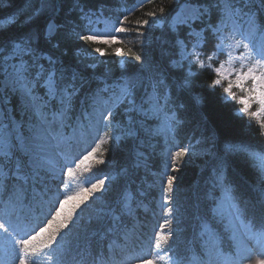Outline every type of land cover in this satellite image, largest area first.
<instances>
[{"label":"snow or ice","instance_id":"6c2138e0","mask_svg":"<svg viewBox=\"0 0 264 264\" xmlns=\"http://www.w3.org/2000/svg\"><path fill=\"white\" fill-rule=\"evenodd\" d=\"M152 2L141 0L140 7ZM40 3V8L25 16L24 30L13 33L0 27V264H38L42 256L51 264H69V258L70 264H111L102 251L93 255L92 246L102 248L107 243L109 252L123 250L118 240L126 246L132 219L138 209L146 207L156 187L155 181L150 184L145 177L151 160L147 149L158 135H164L167 145L159 172V207L165 219L154 232V253L150 259L139 258V264H183L171 247L161 250V242H174L186 222L185 215L203 229L201 237L215 239L210 223L218 222L230 232L235 246V252L227 256L231 264L251 262L253 254H257L254 264H264V155L248 153L258 172L246 193L247 203L226 179L222 159L214 162L207 182L211 187L193 189L183 211L175 206L179 178L170 174L181 170L185 158L197 154L191 142L176 143L185 124L181 111L185 103L181 101L199 103L190 96L192 77L197 75L193 65L214 75L210 89L221 86L222 79L228 80L221 102L226 106L229 101L237 103L240 107L232 109L234 116L257 119L264 129V120L259 119L264 117V0H182L167 16L162 15L167 31L155 46L141 39L139 53L114 50L122 65L132 61L136 65L134 74H122L118 80L108 73L96 76L89 71L104 61L81 52L83 44L119 43L112 32L132 31L124 25L131 23L129 15L134 8L126 9L128 14L100 31L94 26L108 24L109 0ZM159 11L164 14L165 9ZM147 15L155 18L156 13ZM17 22L15 17L7 18L9 26ZM149 24V20H137L136 35L144 37L140 29ZM213 40L214 49L205 56L204 49ZM73 50L77 53L74 59L69 56ZM93 51L100 57L106 55L101 47ZM225 53L227 59L220 61ZM185 66L187 74L172 70ZM234 89L239 90V96ZM77 105L81 115L73 124ZM194 119L207 128V116L199 114ZM152 120L159 121V126L153 128ZM69 126L73 127L72 138L64 131ZM85 137L90 139L80 155L66 154L71 139ZM203 140L206 154L214 156L215 137L208 135ZM104 145L109 148L102 150ZM121 146L127 150L126 163L115 177H88L75 191L64 183V177L74 178L77 171L87 173L93 164L105 165V151ZM117 179L114 195L89 218L82 237L76 233L74 240L66 239L78 227L88 202L99 199L97 193H109L107 182ZM53 184L55 199L50 200ZM216 189L219 198L214 195ZM46 203L50 205L46 223L34 224V211ZM214 255L223 253L217 250Z\"/></svg>","mask_w":264,"mask_h":264},{"label":"trees","instance_id":"16d2710c","mask_svg":"<svg viewBox=\"0 0 264 264\" xmlns=\"http://www.w3.org/2000/svg\"><path fill=\"white\" fill-rule=\"evenodd\" d=\"M182 0H153L152 3H144L143 7H140L141 0H109V6L106 9L105 19L110 23L112 27L118 18H122L123 15L128 14L126 9L134 8V11L129 15L131 23L126 22L124 27L132 29V31L125 33H115L112 35L116 37L119 43L111 45H94L83 44V50L81 55L91 54L96 61H104V63H98L94 70L96 76H102L108 73L113 80L120 79L121 75L134 74L136 69L135 62L132 61L128 64H123L121 58L115 55L114 50L120 48L127 52L129 49L139 53L140 45L139 41L144 39L148 46H155L158 37L167 31V26L164 25L162 19L163 16H167L169 12L176 9ZM40 0H0V27H3L6 32H20L24 30L27 25L25 24V16L30 14L35 9L40 8ZM163 7L165 9L164 14H161L159 9ZM155 11V18L149 17L148 12ZM15 17L18 22L11 24L7 23V18ZM155 19L156 23H152ZM137 20H149L148 27L140 29L145 32L144 37H138L135 31V23ZM119 26V25H115ZM96 29H101L103 24L100 23L94 26ZM198 30V29H197ZM216 41H212L207 44L204 53L205 56L210 54L214 49ZM95 47H101L105 50L106 55L104 57L98 56L93 49ZM86 50V51H84ZM70 58H75L77 53L75 50L69 53ZM220 61L227 59V55L222 54L219 57ZM91 61H85L88 63ZM217 66V65H214ZM174 72L183 71L187 74V66L184 69H172ZM194 81L193 87L190 93L192 98L199 100V103H188V101H181L185 103V109H182L185 113V124L176 138V143L184 145L191 142L196 146L197 154L191 158H185V162L182 163L181 170L177 173H170L178 176V190L176 194V205L181 207L189 203L190 195L193 189L200 188L206 190L211 185L208 184V179L212 174L213 165L216 159H222L225 162L224 175L226 179L233 185L239 196L244 197V203H247L248 189L254 186L255 178L257 176L258 169L255 167V162L249 156V152H255L258 155H264V129L259 127L257 119L250 120L248 117L243 119L233 115L232 109L239 108L240 105L233 101H229L226 106L219 99L224 96L223 88L227 87L228 80L222 79L221 86H217L214 90L209 88L214 75L208 71H202L192 66ZM176 77H171L172 81H175ZM234 93L239 96L240 92L237 89L233 90ZM253 110H256L255 106ZM203 114L207 116V128L202 125L198 126L194 117ZM80 116V108L77 105L75 116ZM119 118V117H118ZM264 120V117L259 118ZM149 124L155 128L159 126V121L152 120ZM213 135L215 137V145L212 148L214 156L207 155L204 151L205 145L203 137ZM197 141H200L197 144ZM151 146L147 149V153L151 154V160L149 161V170L147 171L146 179L148 183L156 182V187L153 188V195L148 197L145 202L146 207L137 210L136 216L132 219L129 227L132 229L129 234L126 246L121 240L117 241L123 248H117L114 252H109L108 245L105 243L102 248L93 245L92 254L96 255L99 252L104 253V258L108 260L111 258V264H139V258H151L154 253V232L159 230L158 225L163 223L165 219L163 210L159 207L160 195H159V172L163 170L162 153L167 147L164 135L154 136L150 141ZM109 145H104L102 150H107ZM240 149H246V151H240ZM127 150L121 146L119 148H113L111 151H105V159L107 163L105 165L91 166L89 172L85 173L77 171L74 178L64 177V183L69 184L72 191L77 190L78 186L84 184L86 178L91 177L93 180L96 175L101 178L104 176L115 177L120 167L126 163ZM63 163V162H61ZM74 167V165H73ZM142 177L145 176L144 170L141 171ZM118 183L117 180L107 182V186L110 189L109 193L96 195L100 197L95 199L93 203L91 200L88 205L85 206L84 211L80 215V219L77 221L78 227L74 229L73 233L69 234L66 239L74 240L76 233H80L81 237L87 230L89 218L95 216L99 207L105 204L114 192L113 187ZM62 186V185H61ZM54 191H51L49 199H55ZM214 195L219 198L221 193L219 189H216ZM237 203L243 207V203L238 199ZM49 204H44L43 207L34 211L33 223H46L45 216L49 211ZM209 206H212L209 202ZM47 218H50L48 216ZM183 223L179 230L177 237L173 240H169L167 243L161 242V250H166L169 247L175 251L180 258H182L183 264H225L229 261L227 256L230 252H235V246L230 240V232H225L224 227L218 222L215 224L210 223L209 227L212 232L216 234L215 239L211 240L208 235L200 236V232L203 229L197 227L195 221L189 220L185 215ZM226 224L227 221L225 220ZM83 227H80V225ZM195 235L196 239H193ZM219 250L223 253V256L217 257L214 253ZM259 251V250H258ZM43 260L51 264L47 256H42ZM71 258H69L70 264ZM230 262V261H229ZM160 264H164L163 261Z\"/></svg>","mask_w":264,"mask_h":264},{"label":"rangeland","instance_id":"374dc122","mask_svg":"<svg viewBox=\"0 0 264 264\" xmlns=\"http://www.w3.org/2000/svg\"><path fill=\"white\" fill-rule=\"evenodd\" d=\"M101 23L103 24V27L101 29H98L100 31H104V30H106V28L111 27L109 22H108L107 25L104 22H101ZM225 55H226V53H225ZM72 123L73 124L75 123V118H73V122ZM84 123L86 124L87 121H84ZM64 131H65L66 136H68L69 138L73 137V127H71V126L66 127L64 129ZM76 136L79 137V131H77ZM88 139H90V137H85L83 139H71L70 140L71 147H70V149L66 150V154L69 155L70 157H76V156L80 155L84 151L85 144H86V141ZM92 146H94V145H92ZM89 150H90V148H89ZM60 162H63V160H61ZM57 170L59 171V166H58ZM52 191L56 192L55 184H53V186H52ZM256 258H257V254H253V256L251 258V262L246 260V262H244V264H254V261H255ZM38 264H49V263L44 261L43 257H40L38 259Z\"/></svg>","mask_w":264,"mask_h":264}]
</instances>
